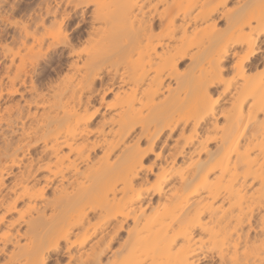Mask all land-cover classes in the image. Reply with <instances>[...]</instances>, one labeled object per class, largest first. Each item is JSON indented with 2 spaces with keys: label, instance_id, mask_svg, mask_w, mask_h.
I'll list each match as a JSON object with an SVG mask.
<instances>
[{
  "label": "bare ground",
  "instance_id": "6f19581e",
  "mask_svg": "<svg viewBox=\"0 0 264 264\" xmlns=\"http://www.w3.org/2000/svg\"><path fill=\"white\" fill-rule=\"evenodd\" d=\"M21 10L0 29V264H264V0Z\"/></svg>",
  "mask_w": 264,
  "mask_h": 264
},
{
  "label": "rangeland",
  "instance_id": "374dc122",
  "mask_svg": "<svg viewBox=\"0 0 264 264\" xmlns=\"http://www.w3.org/2000/svg\"><path fill=\"white\" fill-rule=\"evenodd\" d=\"M17 1H18V3H17ZM1 2H3V3H1ZM6 3H4V1L3 0H1L0 1V27L2 26V27H4L3 25H5V24H7L6 26H5V30H7L6 32H8V34H9V32H11V30H12V28L8 25L9 23V21H8V19H13V18H10V16H11V14H12V12L10 11H8L9 9H10V6L13 4V3H15V5L17 4L18 5V7L17 6H14V4L12 5V6H14L15 8H18L19 10H17V12L19 11L20 12V10L21 9H23V7H24V9H25V7L27 8V6H34V5H36L38 2H39V0H6L5 1ZM8 2V3H7ZM10 2H12V3H10ZM36 3V4H35ZM63 5V4H62ZM19 7H21V8H19ZM92 9V6H89L88 8H86L85 10H84V13H85V15L83 14V17H85V22H84V26L89 22V16H90V10ZM79 11V10H78ZM77 11V13H78V15H75V16H77V17H79L80 15H81V13H79ZM16 12V15H15V13H14V15L15 16H18V13ZM11 13V14H10ZM21 13H22V10H21ZM20 13V14H21ZM9 15V16H8ZM14 15L12 14V16L14 17ZM7 17V18H6ZM2 18V19H1ZM7 19V20H6ZM5 21V22H4ZM75 22H76V19H74L73 20V22H71L68 26L66 25L65 26V32L67 33V34H69L68 36H70V34L71 33H73V31H74V28H75ZM74 24V25H73ZM72 26V27H71ZM2 27L0 28V29H2ZM84 28V27H83ZM6 32H5V34H6ZM2 32H0V34H1ZM8 34H6V35H4V33H3V35L4 36H6L5 38H6V41H4L5 43H7L8 41H9V47H14L15 46V44L14 43H11L10 42V40L7 38L8 37ZM4 36H3V38H4ZM8 44V43H7ZM49 49V47H48V43H45L44 45H43V47H42V51H46V50H48ZM64 62H65V60H64ZM54 65H55V63H53ZM52 64V65H53ZM51 68H53L52 66H51ZM49 70H51L50 68H49ZM65 67L62 65V67H61V70H60V72L58 73V74H56V75H52V77H50V78H60V77H63V76H65V75H68L69 73L67 72V73H65ZM44 81H48L47 79L46 80H44ZM43 81V82H44ZM8 104H10V103H5V105H8ZM126 237V229L124 228L123 230H119V231H117V233H115V235H114V237H113V240H112V244H113V246H117V244H118V242H120V241H122V239H124ZM64 260V259H63ZM214 258H211L210 256L208 257V258H206V259H201L200 261H199V263L198 264H213L214 263ZM61 262H63L64 263V261H61ZM63 263H61V264H63Z\"/></svg>",
  "mask_w": 264,
  "mask_h": 264
}]
</instances>
